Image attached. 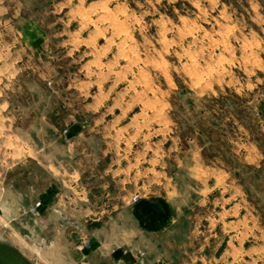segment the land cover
Here are the masks:
<instances>
[{
    "label": "rangeland",
    "instance_id": "rangeland-1",
    "mask_svg": "<svg viewBox=\"0 0 264 264\" xmlns=\"http://www.w3.org/2000/svg\"><path fill=\"white\" fill-rule=\"evenodd\" d=\"M44 191L84 219L159 196L264 264V0H0V264H81Z\"/></svg>",
    "mask_w": 264,
    "mask_h": 264
},
{
    "label": "crops",
    "instance_id": "crops-1",
    "mask_svg": "<svg viewBox=\"0 0 264 264\" xmlns=\"http://www.w3.org/2000/svg\"><path fill=\"white\" fill-rule=\"evenodd\" d=\"M67 180L72 184V180ZM49 193L44 191L39 197L42 201L39 216L56 219L66 240L71 238L72 232L87 238L89 245L81 255V264H227L228 257L230 263L237 264L241 259L236 242L229 253L226 251V237H221V232L217 237L209 236L208 240L204 238L200 242L194 241L196 234L192 228L190 240L178 238L179 226L174 224L178 221V214L173 216L172 210L166 207L164 200L158 199L159 196H149L148 200L141 199L129 205L127 202L132 195L117 194L113 196L115 204L110 207L101 205L93 217L84 219L83 215L88 213L86 209H76L75 214H70L64 202L55 196L50 197ZM16 200L24 211L31 205L23 203L22 198ZM6 204L12 210L17 208L15 203ZM34 221L37 223L38 219L34 218ZM29 230L34 233L35 225ZM188 237L189 234L186 235ZM42 240L45 248L56 247L55 239L43 237ZM43 259L50 264L45 256ZM59 259H64L67 264H77L64 252L59 253Z\"/></svg>",
    "mask_w": 264,
    "mask_h": 264
},
{
    "label": "built area",
    "instance_id": "built-area-1",
    "mask_svg": "<svg viewBox=\"0 0 264 264\" xmlns=\"http://www.w3.org/2000/svg\"><path fill=\"white\" fill-rule=\"evenodd\" d=\"M137 198H138V195L137 194H134V195L131 196V198H130L129 201H136ZM38 204H39V202L36 203V205H38Z\"/></svg>",
    "mask_w": 264,
    "mask_h": 264
},
{
    "label": "bare ground",
    "instance_id": "bare-ground-1",
    "mask_svg": "<svg viewBox=\"0 0 264 264\" xmlns=\"http://www.w3.org/2000/svg\"><path fill=\"white\" fill-rule=\"evenodd\" d=\"M123 34V33H122Z\"/></svg>",
    "mask_w": 264,
    "mask_h": 264
}]
</instances>
